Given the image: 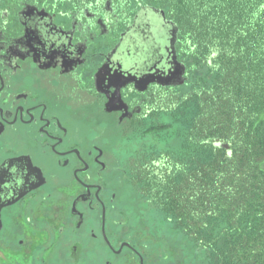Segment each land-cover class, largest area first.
<instances>
[{"label": "flooded vegetation", "instance_id": "af4514ba", "mask_svg": "<svg viewBox=\"0 0 264 264\" xmlns=\"http://www.w3.org/2000/svg\"><path fill=\"white\" fill-rule=\"evenodd\" d=\"M179 32L149 1L0 0V264H146L126 146L188 82Z\"/></svg>", "mask_w": 264, "mask_h": 264}, {"label": "trees", "instance_id": "16d2710c", "mask_svg": "<svg viewBox=\"0 0 264 264\" xmlns=\"http://www.w3.org/2000/svg\"><path fill=\"white\" fill-rule=\"evenodd\" d=\"M143 1L179 27L189 68L173 112L137 127L139 141L172 135L178 146L137 147L127 168L142 205L187 246L148 226L145 263L264 264V0Z\"/></svg>", "mask_w": 264, "mask_h": 264}, {"label": "rangeland", "instance_id": "374dc122", "mask_svg": "<svg viewBox=\"0 0 264 264\" xmlns=\"http://www.w3.org/2000/svg\"><path fill=\"white\" fill-rule=\"evenodd\" d=\"M162 116V115H161ZM161 116H159V118H161ZM164 120V118H162ZM173 129V128H172ZM137 135V134H136ZM129 139L133 138L131 136L127 137ZM164 143V144H163ZM161 141V139L156 138L155 135L153 133H148L146 134L145 138H143V140L138 141V142H131V145H127L126 147H134V146H138L139 148L142 146H145L147 144V146H149L150 144H154L157 147L163 148L164 145H168L169 148H175L178 146L179 144V139L176 136H170L169 138H166L165 142ZM111 144H115L114 141H111ZM120 144V143H119ZM124 151V150H123ZM128 152V151H127ZM119 153V152H118ZM125 194H126V199H127V208L129 210V212H131L134 217L135 215L133 214V211L135 209H139L142 212V221L140 220V224L136 225V223H134L135 226H137V228L139 229V231H137L138 229H136V235L138 234L140 237L142 236V234H144V232L148 229L149 227L153 230H155V233L160 235L161 234H166L167 235V239L172 242L173 246H178L177 243L180 242V246L182 245L184 251H186L187 246L186 243H183L180 235H177L174 230L171 229L170 225H167L165 223H160L158 222V214L156 212H151L150 210H148L144 204L142 205V201L138 198V196L136 195V193L133 191V189L131 188V185H129L128 181L125 184ZM131 210V211H130ZM137 214H141V212L136 211ZM135 212V213H136ZM147 228V229H146ZM156 228V229H155ZM151 231V232H152ZM147 232V231H146ZM142 239V237H141ZM144 239V237H143ZM161 244V243H160ZM157 250V248H155ZM147 250L148 247H147ZM158 258V256H156ZM176 258H172L170 260H167V262L165 264H178L176 262ZM188 260H192L191 257H188L186 259V261ZM183 263H185L183 261Z\"/></svg>", "mask_w": 264, "mask_h": 264}, {"label": "water", "instance_id": "95a60500", "mask_svg": "<svg viewBox=\"0 0 264 264\" xmlns=\"http://www.w3.org/2000/svg\"><path fill=\"white\" fill-rule=\"evenodd\" d=\"M161 13L163 14V11H161ZM175 32H176V28L173 30L172 34L175 35ZM173 35H172V36H173ZM174 39H175V38H174ZM174 39H173V40H174ZM173 40L171 39V43H173ZM181 75H182V70L176 72V75H175V79H176L175 84H180V83L183 82V79L180 78ZM216 144H217L218 146H226V145H224V144L221 143V142H217ZM260 167L264 170V162H262V164H261Z\"/></svg>", "mask_w": 264, "mask_h": 264}]
</instances>
